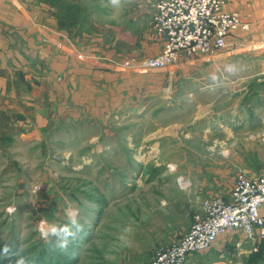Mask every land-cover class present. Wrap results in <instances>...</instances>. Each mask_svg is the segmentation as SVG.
I'll use <instances>...</instances> for the list:
<instances>
[{
  "label": "rangeland",
  "instance_id": "obj_1",
  "mask_svg": "<svg viewBox=\"0 0 264 264\" xmlns=\"http://www.w3.org/2000/svg\"><path fill=\"white\" fill-rule=\"evenodd\" d=\"M37 1L62 8L67 26H77L81 41L87 31L99 52L110 43L117 52L105 67L124 73L126 86L94 107L82 93L52 107L38 93L44 117L22 99L0 107V252L9 245L17 256L0 255V264H149L189 230L205 199L229 196L241 171L264 176L263 0L235 10L254 22L227 47L167 69L142 67L157 54L145 35H155V0L119 9L108 0ZM136 36L140 54L129 44ZM71 211L83 231L67 254L54 252L38 223L63 225ZM225 237L188 264H264V253Z\"/></svg>",
  "mask_w": 264,
  "mask_h": 264
},
{
  "label": "crops",
  "instance_id": "obj_2",
  "mask_svg": "<svg viewBox=\"0 0 264 264\" xmlns=\"http://www.w3.org/2000/svg\"><path fill=\"white\" fill-rule=\"evenodd\" d=\"M262 2L264 5V0ZM242 3L244 0H229L227 9L243 12ZM258 3V0H246L247 6ZM246 15L252 24L253 16L249 12ZM67 24L60 7L52 9L37 0H0V107L6 105L13 110L15 103L22 99L26 108L41 109L36 113L38 118L44 117L43 108L35 103L38 93L42 101L49 99L51 107L57 97L59 100L63 94L68 97L67 92L72 93V100L82 93L81 99L87 96L94 107L108 101L106 95L101 98L100 95L124 87V73L105 67L110 66L105 63L112 60L117 50L111 52V44L102 43L99 52L100 43L90 42L92 37L88 40L87 31L84 33L88 36L86 41H81L77 26ZM148 33L145 35L149 40L154 39L156 53H159L162 42L152 32ZM137 39L136 36L134 43H129L134 46L133 54H140L144 44L141 41L137 48ZM125 49L121 47L117 55L125 53Z\"/></svg>",
  "mask_w": 264,
  "mask_h": 264
},
{
  "label": "built area",
  "instance_id": "obj_3",
  "mask_svg": "<svg viewBox=\"0 0 264 264\" xmlns=\"http://www.w3.org/2000/svg\"><path fill=\"white\" fill-rule=\"evenodd\" d=\"M228 2L155 0L150 25L163 45L142 67L167 69L185 57L213 55L227 47L234 31L250 26L237 11L227 9ZM225 235L224 243L234 239L237 247L250 245L244 252H260L264 245V176L241 171L229 197L205 199L189 230L173 243L159 246L149 264H188L189 256L212 249Z\"/></svg>",
  "mask_w": 264,
  "mask_h": 264
},
{
  "label": "clouds",
  "instance_id": "obj_4",
  "mask_svg": "<svg viewBox=\"0 0 264 264\" xmlns=\"http://www.w3.org/2000/svg\"><path fill=\"white\" fill-rule=\"evenodd\" d=\"M125 0H108V4L113 9H119ZM78 214L71 211L67 214V223L63 225H57L55 223H48L41 220L38 223L39 231L42 238L50 246V249L54 252L61 254H67L70 244L78 237L83 231V225L77 218ZM0 255L11 258L16 256L12 248L9 245H5ZM14 264H28V261L24 257L15 259Z\"/></svg>",
  "mask_w": 264,
  "mask_h": 264
},
{
  "label": "trees",
  "instance_id": "obj_5",
  "mask_svg": "<svg viewBox=\"0 0 264 264\" xmlns=\"http://www.w3.org/2000/svg\"><path fill=\"white\" fill-rule=\"evenodd\" d=\"M260 253H264V245H262V247L260 249Z\"/></svg>",
  "mask_w": 264,
  "mask_h": 264
}]
</instances>
